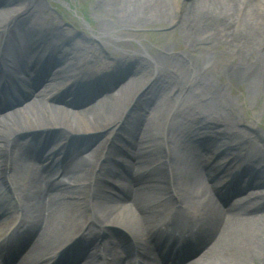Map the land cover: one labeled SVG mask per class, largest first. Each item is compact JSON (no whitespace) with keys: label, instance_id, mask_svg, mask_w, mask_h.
Returning <instances> with one entry per match:
<instances>
[{"label":"bare ground","instance_id":"bare-ground-1","mask_svg":"<svg viewBox=\"0 0 264 264\" xmlns=\"http://www.w3.org/2000/svg\"><path fill=\"white\" fill-rule=\"evenodd\" d=\"M4 1L9 6L18 2H22L23 4L10 8H0V32H6L5 37L7 39L5 59L9 63L10 74L8 76L11 80L15 79L17 81L24 70L18 58L17 49L13 45V38L24 41V61L27 65V60L33 57V49L36 48L34 43L29 42L31 36L35 33H26L25 29L20 27V30L25 32L23 34L16 31L15 28L12 29V25L9 26V24L13 16L21 10L28 12L33 8H37L36 16L42 21L49 18L51 13H41L42 0ZM27 1L35 2V6L30 9V4ZM111 2H114V4L112 5ZM221 2H225L227 10L223 8ZM108 4L112 6L109 9L111 11L109 12L110 15L115 16L119 23L132 24L135 21H142L144 17L155 22H169L168 20H173L176 16L174 9H172L167 0H107V7ZM114 10H116L115 14L112 12ZM119 12H122V15ZM182 19L185 21L182 24L184 39H188L194 47L198 45H200L199 47L207 46L209 50L215 49L212 45H217L216 43L225 44L226 50L224 51H232L238 58V60L234 61V63L237 61L235 63L237 68L232 71L228 70L230 79L245 82L249 93L252 95L264 92V0H192L184 7ZM109 23L104 28V31L115 32V25H112V22ZM21 24L22 20L20 18L16 19L15 25L19 26ZM15 32L17 36L14 35ZM63 32L64 27H51L49 34L60 35ZM66 40H56L63 41L57 44V51L65 52L64 56L72 57L64 59L57 52L53 53L60 60L59 63L63 62L62 67H65V64L74 65L73 63L80 58L79 54L82 51H85L87 54L89 53V41L85 39H75L71 42ZM66 45H69V48H66ZM204 50L206 49H203V52ZM206 53L205 56L212 59L213 54L208 51ZM252 56H257L260 60L257 67H254V64L251 63L250 58ZM193 58L195 56L191 58L192 63H196V60L194 61ZM162 62V59H160L155 64H161ZM107 63H110L111 70L113 71L106 77L113 82L111 84L122 79L131 68L125 66V63H120L116 66L117 64L112 60L105 61L106 65H108ZM33 66L34 63L30 61L26 70ZM138 67H140L139 70L142 73L140 77H129L128 81L122 85L123 88H121L120 94L110 92L95 102L89 109L75 112L69 104H61L57 99V94L64 89V86L70 83L76 85V77H79L81 81L83 79L77 71V66H71V68L59 74L57 81L53 85L49 83L43 91V95L46 96L54 93L53 104L48 106L51 111H45L38 106H31L27 108H14L8 112H0V118L2 117V121H0V146L3 147L1 158L4 161L0 169V176H2L0 186H3L2 181L4 176L9 171H13L11 179L20 198L27 202L26 204H28L29 200H32L38 208V214L34 218L35 221L32 223V228L29 231L30 237L24 245V253L20 257L21 264H43L44 262L40 261L41 257L45 254H41L44 249L42 245L47 241L56 243L62 236L67 234L65 230H62L61 225L67 221V218L72 219L83 214L80 208L83 202L81 200L71 202L60 201L59 198L67 195V192H63L62 189L57 188L54 183L48 180L43 181L42 174L44 169L42 167L40 169L39 166H36V162L30 160L32 156L33 158H39V156H35V142L32 144V141H21L18 138L15 140V132L35 127L42 129L53 125H64L71 129H80L84 133H96L108 128L114 129L121 120H125L124 124L128 128L126 131L129 140L126 142L128 153L120 151L117 154V160L122 158L126 163L123 172L134 178V186L130 181L126 184V187L133 195V191H135L138 194V198L135 197V200L130 203L124 201L119 209L113 208L110 210L107 215L111 221H121L129 226L132 225L139 242L144 245L147 243L150 246V239L154 238L153 227L158 220L167 216V212L170 213L174 209L176 213L173 215V218L179 222H184L193 210L198 215L200 214L203 219V227L207 229L205 233H208L209 237L213 235L210 243L217 235L225 234L219 238L216 242L217 247L215 246L212 250L211 258L215 257L212 261L213 264H245V262L241 263L238 261L241 248L248 260H253L254 256L264 251V213H261L262 211L264 212V190L263 192L252 191L253 193H249V195L257 193L255 195L259 196L251 197L243 204L244 209L240 208L244 212L243 215L232 210V207L236 208L239 204L231 205L232 201L230 203L229 199H225L226 195H234L249 186L253 187V190H260L255 187L264 183V166L260 171L261 176L256 175L250 181H245L243 178L247 172L235 173L237 175L234 178L235 187L231 189L229 187L230 182L222 183L221 180L224 181L226 179H221L223 174L219 177L221 182L213 181L215 177L212 174V169L218 166L212 165L209 167L210 165H208L213 162L212 156L217 149L216 146L225 147L218 162H220L219 166L221 163L225 165V168L219 174L223 172L227 173L230 171V164L241 157V151L247 152L251 150L249 146H254L256 141L251 142L248 138L243 139L245 137L242 134L243 132H239L240 134L231 133L230 131H233L234 127L228 131V128L232 124V116L227 114L226 118H224L223 113L219 115L218 110L213 108L215 103L211 99L199 105L201 113H204L205 117L210 119L203 123L201 122L204 120L198 123L195 118L191 122L185 121L182 114L178 112H174L170 117L163 116L159 118L160 109L154 105L161 94V89L167 87L163 80L157 86L158 92H152L154 87L150 85L144 92V100H136L134 109L130 110L128 115L123 119L125 108L131 107L133 96L146 79L145 75L148 71L142 70L141 64L137 63L134 67L135 72H138ZM103 70V67L97 69L96 74L100 76L104 75ZM96 80V76H93L91 81L87 80L86 83L90 84V89H95L96 83L100 82ZM159 81L156 79L155 83ZM199 82L198 80L197 83ZM199 86L202 89H206L207 83L200 82L197 87ZM191 89L192 86L188 90L185 101L195 94V89L199 90L198 88ZM16 90L18 91V89ZM150 94L154 97V100H151ZM142 103L149 108L147 111H143L144 108L142 111L139 110L138 105ZM40 104L43 105L42 103ZM233 111L234 108L232 109ZM165 127H167L165 131L166 135H164L162 130ZM256 137L261 142H264V135L262 133L257 131ZM238 138L243 143L241 141H233V139L238 140ZM107 142L108 140L106 139L95 148L89 156L90 159L83 156L78 157L69 148L64 155L65 159L61 160L62 177L68 178L67 176H70L73 178L71 180H75V182L92 181L95 179V168L107 156L111 157L113 155L109 149L106 154L100 156L103 152L102 146ZM50 154L51 152L48 155L50 156ZM48 155L47 157H49ZM258 156V154L251 156L250 165L256 163L258 165L257 161L260 159ZM166 159L169 161L167 168L162 163ZM227 159H230L229 162H227ZM146 162H154L159 165L150 174L151 178H149L150 175L145 177L143 171L139 170V168L145 167L144 164ZM166 169L175 179L176 186L179 189L181 204L173 207L176 201L172 200L160 208H157V206L149 207L147 203L154 200L149 197L158 192L159 184L168 182ZM48 171L52 172H49V174H52L49 175L50 177L59 172L50 169ZM108 173H110V170H108ZM138 179L143 182H139ZM207 181L213 182V191L219 195L220 202H217L212 196V186ZM58 182L60 181H57L56 184ZM144 182L145 184H143ZM83 188L85 187L80 188L76 194L77 196H80ZM224 193L227 194L224 195ZM252 202L255 206H253ZM171 206L173 209L170 208ZM156 209H163L165 213L158 215ZM225 218L226 227L222 231L220 227L222 223L220 224V221L222 222ZM235 240L241 241V244ZM210 243H208L207 247ZM220 246L222 247L221 249ZM101 260H106L104 252L103 256L101 255Z\"/></svg>","mask_w":264,"mask_h":264},{"label":"rangeland","instance_id":"rangeland-1","mask_svg":"<svg viewBox=\"0 0 264 264\" xmlns=\"http://www.w3.org/2000/svg\"><path fill=\"white\" fill-rule=\"evenodd\" d=\"M66 1L70 4V9H72L70 14L67 13L66 7H63L61 3L58 4V0H42L43 4L40 10L44 8L45 12L51 13L46 22L63 25L70 32L80 34L90 39L89 51L96 56L95 65L104 62L107 56L114 61L116 58L126 56L127 53L124 52L128 49L136 50L139 54L136 53L135 56L128 58H133L134 62L135 60L141 62V67L148 71L146 74L147 79H151L152 82H155L156 79L160 80L156 85L154 84L152 92H158L157 86H159L162 80L167 85V87L161 89V96L154 105L160 109L159 118L163 116L168 117L174 112H178L182 114L185 121L191 120L196 113L197 115L201 113V107L199 108V105L211 99V101L215 103L213 108L218 110L217 112L219 115L223 113L224 118H226L227 114L232 116V124L228 128V131H230L232 127L236 128V122H245L250 128L258 129V131H261L264 135V92H258L252 95L249 93L245 82L231 80L228 75V70H235L234 66L237 61L235 63L234 61L238 60L237 55L232 51L225 52V44L216 43L217 45H212L215 49L209 50L207 46L199 47L200 45H198L194 47L188 39L183 38L182 34L184 30L182 24L185 21L182 19V13L187 3L192 0H167L172 9H174L176 15L175 19L168 20L169 22H155L144 17L142 21H139L141 23L135 21L132 22V24L125 22L119 23L115 16L110 15L109 12L111 11L109 9L112 6L108 4L107 7V0H104V2L103 0L102 2L101 0ZM31 2L32 1H27L29 4ZM224 3L225 2H221L223 8L227 10V6H225ZM56 4L58 5L57 8ZM111 4L113 5L114 2H111ZM32 10H37V8ZM115 11L116 10L112 12L115 14ZM119 13L122 15V12ZM83 14L88 15L87 19L89 17L95 18L92 24L94 28L93 33L95 34H99L97 31L101 29V18L108 19L118 24L113 34L101 38L107 41L104 49L99 47L97 42H95L96 39L92 37V33L88 29H85V26L84 30L82 29L83 22L79 20L78 17ZM77 31L80 32L77 33ZM142 47H144L148 55L152 57H159L165 54V60L160 67L156 68L153 66L151 58L140 52L142 51ZM203 49L206 50L203 52ZM206 51L213 54L212 59L205 56V54H207ZM193 56H195L193 60H196V63L193 62L194 64L191 61ZM250 59L254 67H257L260 61L257 56H252ZM198 80L202 83H207V88L202 89L201 86L197 87L200 83H197ZM191 86V90H193V88H198L199 90L195 89V94L191 95V98L185 101ZM98 94L99 93H97V95ZM123 101L125 102V100ZM92 102L93 100L88 102L83 100L78 101L76 104L79 108H76V110H80L82 107L87 108L93 104ZM233 108L234 111L232 112ZM94 141L93 143L89 142V144L93 145ZM98 144V142L94 144L92 150L97 147ZM254 149L255 151L263 150L264 142L259 143L258 146L256 145ZM109 163L110 161H105L103 163L104 168H106ZM109 186H111V184ZM239 200L238 198L236 201ZM234 203L236 202L234 201ZM185 207L187 208V206ZM66 220L67 221L61 225L62 230L66 232L75 228L79 221L78 216L72 219L67 218ZM115 236L113 232H110V237H112L110 240V237H106L102 241L96 240L94 246H99L101 248V245L109 240L111 247L121 248V241ZM236 242L241 244L239 240ZM238 243L237 245H239ZM221 248L220 246V249ZM90 251L94 252L91 249ZM118 251H120V249H118ZM263 255L264 251L254 256L253 260H248L241 248L238 261L241 263L245 262V264H260L264 261Z\"/></svg>","mask_w":264,"mask_h":264}]
</instances>
